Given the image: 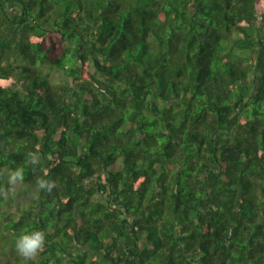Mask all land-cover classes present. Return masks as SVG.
<instances>
[{
	"label": "trees",
	"instance_id": "16d2710c",
	"mask_svg": "<svg viewBox=\"0 0 264 264\" xmlns=\"http://www.w3.org/2000/svg\"><path fill=\"white\" fill-rule=\"evenodd\" d=\"M0 264H264V0H0Z\"/></svg>",
	"mask_w": 264,
	"mask_h": 264
},
{
	"label": "clouds",
	"instance_id": "9594fccd",
	"mask_svg": "<svg viewBox=\"0 0 264 264\" xmlns=\"http://www.w3.org/2000/svg\"><path fill=\"white\" fill-rule=\"evenodd\" d=\"M26 162L35 166L40 162V154L37 151H30L26 155ZM8 183L10 186L23 183L25 179V169L23 166H17L8 173ZM39 190L51 192L56 186L55 181L41 176L36 181ZM46 233L39 229L21 232L15 238V250L17 254L25 261L30 262L37 256L46 245Z\"/></svg>",
	"mask_w": 264,
	"mask_h": 264
},
{
	"label": "rangeland",
	"instance_id": "374dc122",
	"mask_svg": "<svg viewBox=\"0 0 264 264\" xmlns=\"http://www.w3.org/2000/svg\"><path fill=\"white\" fill-rule=\"evenodd\" d=\"M50 78L53 82H56V83H60V82L68 80V78L63 73H61L60 71H57V70L51 71ZM21 186H22V184H17L14 186L15 196L17 197V199L21 200L24 203L30 202V200L26 199L25 197H23L20 194L18 188H20Z\"/></svg>",
	"mask_w": 264,
	"mask_h": 264
}]
</instances>
